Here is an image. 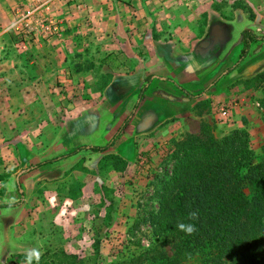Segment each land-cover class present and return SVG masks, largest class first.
I'll return each instance as SVG.
<instances>
[{
    "label": "rangeland",
    "instance_id": "rangeland-1",
    "mask_svg": "<svg viewBox=\"0 0 264 264\" xmlns=\"http://www.w3.org/2000/svg\"><path fill=\"white\" fill-rule=\"evenodd\" d=\"M249 2L0 0V243L11 249L1 263L0 245V264L11 259L29 264H114L158 242L149 215L158 208V186L170 173L175 144L186 136L211 133L222 138L243 130L256 157H261L264 144L260 148L257 137L264 136V72L239 81L242 88L237 92L252 94L249 114L234 111L232 122L220 126L219 104L232 100L238 104L235 96H227L206 110L209 116L203 123L186 120V129L176 135L163 134L164 124L151 129L150 112L129 129L135 98L121 94L117 86L137 76L141 67L140 86H145L150 68L161 64H144L153 60L154 43L171 42L180 51L183 64L178 67L207 73L211 63L217 65L222 58L209 59L227 41L225 36L221 42L218 38L207 50L214 28L225 33L224 20L242 16L240 11L264 20V0ZM223 72H216L213 82L224 78ZM158 79L149 81L154 94L175 99L161 90ZM181 79L191 89L199 77ZM129 97L133 100L126 105ZM255 124L256 134L250 135ZM144 126L150 129L142 134ZM111 140L105 152L85 149L36 167L78 147L104 146ZM139 154L149 161L147 175L133 173ZM243 191L251 195L252 186L244 184ZM6 192L11 196L2 201ZM73 241H82L75 256L68 255L74 251L70 245L65 249ZM162 249L171 255L169 246Z\"/></svg>",
    "mask_w": 264,
    "mask_h": 264
},
{
    "label": "trees",
    "instance_id": "trees-1",
    "mask_svg": "<svg viewBox=\"0 0 264 264\" xmlns=\"http://www.w3.org/2000/svg\"><path fill=\"white\" fill-rule=\"evenodd\" d=\"M241 39L243 49L235 66L247 57L252 42H264V36H256L248 30L241 33ZM144 91L142 87L138 100ZM183 93L187 98H194ZM127 122L128 118L118 133ZM111 143L112 140L104 146L78 147L36 167L74 156L85 149L102 153ZM249 144L248 134L243 130H233L222 138L202 133V136H186L177 142L170 173L158 186V208L149 215L151 232L160 240L132 255L130 260L114 264H140L145 260L153 264L182 261L264 264V148L257 158ZM244 184L252 186L251 195L243 191ZM165 245L170 248V256L162 249Z\"/></svg>",
    "mask_w": 264,
    "mask_h": 264
},
{
    "label": "crops",
    "instance_id": "crops-1",
    "mask_svg": "<svg viewBox=\"0 0 264 264\" xmlns=\"http://www.w3.org/2000/svg\"><path fill=\"white\" fill-rule=\"evenodd\" d=\"M259 1L260 0L252 2L250 0L249 3L257 4L259 3ZM240 13L242 16H231L229 19L224 20L225 28L227 29L225 33L219 27L213 29L211 33V40L208 42L209 46L207 50L213 47L218 38L219 42H221V38L225 36L224 38L227 41H223V43H221V45L223 46L219 48L218 52L215 54L216 56L209 59V62H215L222 58L217 65L215 63H211V69H209L207 73H202L198 70H191V67L189 66H184V68H181V66L178 67V65L183 64L181 62V59H179L180 54H178V52L180 53V51L171 42H163L158 44L154 43L153 54L151 53L153 60H150V62L144 64H149L151 67L152 63L154 61H157V63H161L162 66L160 64L155 67L156 69L153 67L150 68L149 76H147L144 81L145 91L141 99L138 100V96L141 90L140 85L142 84V77L140 76V72L143 70L142 67L141 70L139 69V71L136 72L137 76L132 77L127 82L123 80L117 83L118 90L121 94H128L129 96H134L133 99H136H134V106L136 105V107H134L133 116H131L129 122V129L137 123V121L142 117L144 113L150 112L153 115L152 118L154 119V124L152 125L151 129H153L154 127V129L159 128L164 124V126L160 128V131L163 134L176 135L181 130L186 129V120L197 121L200 124L203 123V119L209 116V114L206 115V110L210 109V107L218 101L226 99L225 97L227 96H235L236 98L234 99L238 100V104L234 110L236 113H244V115L250 113L249 108H252L249 101L252 94L249 92V90H241V93L237 92V90L238 88H242L239 85V81L245 78V75L246 78H251L254 75L256 76L264 72V42H252L249 48L248 55L244 59V61L237 66H233L232 64L235 59L238 60L240 52L243 49L241 33L248 30L253 32L256 36L263 35L264 20L261 19V16H255L254 18H251L250 16H245L241 11ZM229 47H231L232 49H230V51L228 52ZM198 51L203 52V49L200 48L198 49ZM186 54L190 55V52ZM188 61L189 63L192 62L191 60ZM218 71H224L222 73L224 78H221L216 83L213 82V78ZM191 74H197L199 79H196L197 82L195 84H198L195 85V88L191 87V89H189L188 86L184 84V81L181 79V77L183 78L184 75L187 76ZM149 77L150 79L159 78L158 80L163 85L161 86V90H166L175 99L168 100L155 95V88L152 83H149ZM167 78L173 79L178 84L180 83V86L174 84L175 82L173 83L170 80H166ZM210 79L212 80L210 81ZM178 87H180L188 94L194 96V98H187L183 91H181ZM125 89L127 90L125 91ZM128 99L129 101L126 102V105H128V103H131V101L133 100H131L130 97ZM205 107H207V109ZM171 119H174V122L167 123ZM211 123L215 126L214 122L211 121ZM249 126L251 127L252 125L250 124ZM253 127L254 129L251 130V133L249 132L250 135L256 134V130L259 126H256L255 124ZM147 128L148 127L144 126L143 129H141L142 131H146L142 134L148 133L150 128ZM257 139L261 148L264 144V136H261L260 133V137L258 136ZM250 148L252 149V151L256 152L254 147ZM152 156H155V154H152ZM10 196V192H6L4 197L2 196V201L3 199H8V197ZM0 212L2 213L1 217L3 218V209H0ZM39 221L40 217L38 216L37 222ZM1 223L3 230V220ZM68 232H70V230H68ZM81 243L82 241H73L70 244L67 243L65 249H67V245H70L69 247L74 251L71 252L72 254H68L67 252L66 253L68 255L75 256L78 253V247L76 245H81ZM0 245L3 246V243H0ZM9 253H11V249H9L8 247L6 249L3 246L1 253V263L6 259ZM95 261H98V257L95 259Z\"/></svg>",
    "mask_w": 264,
    "mask_h": 264
},
{
    "label": "built area",
    "instance_id": "built-area-1",
    "mask_svg": "<svg viewBox=\"0 0 264 264\" xmlns=\"http://www.w3.org/2000/svg\"><path fill=\"white\" fill-rule=\"evenodd\" d=\"M235 101H226L221 102L217 108V114L220 119L221 125H227L232 122L233 114L236 107ZM149 161L146 156L139 154L133 165V173L135 175H141L142 173H148L149 169ZM2 190L1 182H0V191ZM5 264H29L25 261H20L18 259H11L7 261Z\"/></svg>",
    "mask_w": 264,
    "mask_h": 264
},
{
    "label": "water",
    "instance_id": "water-1",
    "mask_svg": "<svg viewBox=\"0 0 264 264\" xmlns=\"http://www.w3.org/2000/svg\"><path fill=\"white\" fill-rule=\"evenodd\" d=\"M204 47H205V45H202V48H204ZM18 180H19V179L17 178V179H16L17 183H18Z\"/></svg>",
    "mask_w": 264,
    "mask_h": 264
}]
</instances>
